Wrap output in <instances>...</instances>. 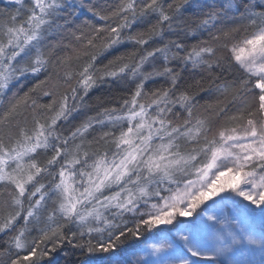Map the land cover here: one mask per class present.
Instances as JSON below:
<instances>
[{"label": "snow or ice", "instance_id": "6c2138e0", "mask_svg": "<svg viewBox=\"0 0 264 264\" xmlns=\"http://www.w3.org/2000/svg\"><path fill=\"white\" fill-rule=\"evenodd\" d=\"M0 264H264V0H0Z\"/></svg>", "mask_w": 264, "mask_h": 264}, {"label": "trees", "instance_id": "16d2710c", "mask_svg": "<svg viewBox=\"0 0 264 264\" xmlns=\"http://www.w3.org/2000/svg\"><path fill=\"white\" fill-rule=\"evenodd\" d=\"M117 0H84L85 4H94V5H101V4H113L116 3ZM83 19H91L93 23L100 25L103 24V21H98L95 17L91 15L86 9L82 10L81 17L76 21L77 24L82 23ZM110 23V21H109ZM135 46L131 44H122L118 47L111 49L106 52H102L97 60H96V67L103 69V66L108 64L109 60L113 59V57L120 53H130L133 51V48ZM196 78H199L197 76ZM29 85H25L24 88L20 90V95L23 94L24 91L27 90ZM63 91V89H61ZM123 95V85H121L118 81H106L100 83V85L94 89H92L88 96L84 98L83 102L80 101H69L70 104L75 103H83L86 105L85 107L80 108V110L76 113H73V117L71 118V123L66 125L67 128L74 127L78 125L81 121L86 119L88 116H94L96 113L105 106H110L111 104L115 103L119 97ZM219 94H215L210 99L212 101H215ZM220 99H223V97H220ZM40 103H48L50 102L49 97H39ZM5 103L7 101L5 100ZM203 103V101H202ZM98 134V133H97Z\"/></svg>", "mask_w": 264, "mask_h": 264}]
</instances>
